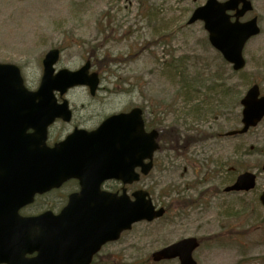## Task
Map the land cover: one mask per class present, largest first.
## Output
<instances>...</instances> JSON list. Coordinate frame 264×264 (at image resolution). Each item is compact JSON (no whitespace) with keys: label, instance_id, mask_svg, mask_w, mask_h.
<instances>
[{"label":"rangeland","instance_id":"1","mask_svg":"<svg viewBox=\"0 0 264 264\" xmlns=\"http://www.w3.org/2000/svg\"><path fill=\"white\" fill-rule=\"evenodd\" d=\"M207 1L0 0V63L19 66L30 90L39 87L46 54L60 49L57 70L78 71L90 60L101 78L94 98L86 87L65 96L83 127L96 129L136 105L166 136L154 171L134 189L152 190L168 217L135 225L95 264H154L153 253L186 238L201 242L198 264H264V121L226 137L241 127L248 88L258 84L264 95V0L255 3L261 34L246 44L240 72L210 45L203 23L188 24ZM72 130L59 124L53 139ZM188 138L196 142L184 149ZM245 170L257 173V189L225 194ZM59 199L42 198L26 212Z\"/></svg>","mask_w":264,"mask_h":264},{"label":"water","instance_id":"2","mask_svg":"<svg viewBox=\"0 0 264 264\" xmlns=\"http://www.w3.org/2000/svg\"><path fill=\"white\" fill-rule=\"evenodd\" d=\"M240 4L243 10L233 23L227 12ZM250 10L247 0L225 4L208 0L194 11L189 25L203 22L211 45L240 71L246 66V43L260 33L257 19L239 21ZM60 55L58 49L46 55L36 92L26 88L18 66L0 64V264H91L103 245L119 240L134 224L153 222L166 213L164 208L156 209L148 192H134V200L127 193L126 186L140 181L136 169L149 175L160 149L159 133H146L140 109L112 116L92 132L76 130L54 148L47 145L49 126L57 119H72L69 102L59 105L56 93L64 96L70 89L86 86L95 95L100 84L99 75L90 74V62L76 72H57ZM242 105L244 128L228 136L246 134L264 119V97L260 98L258 85L248 91ZM71 179L79 180L81 192L70 196L59 216L47 212L16 219L37 194L58 189ZM256 179L252 173L242 174L226 191L249 192L255 189ZM109 180L122 182V194L102 191ZM260 201L264 205V193ZM199 246L197 239H185L154 253L153 260L198 264L193 254ZM16 249L18 254L11 252ZM34 252L38 253L35 259L26 258Z\"/></svg>","mask_w":264,"mask_h":264},{"label":"flooded vegetation","instance_id":"3","mask_svg":"<svg viewBox=\"0 0 264 264\" xmlns=\"http://www.w3.org/2000/svg\"><path fill=\"white\" fill-rule=\"evenodd\" d=\"M219 3H222V4H225L227 2H230L231 0H217ZM250 5H251V10L250 11H247L243 16H240V19L239 21L241 23H247L249 21H252L253 19H257V24L260 28V34H261V27H260V23L261 22V17L255 15V10H256V5L255 3H258V1L260 0H248ZM243 7H244V4H240L239 7L236 9V10H230L227 12V15L231 17V22H235L237 20V14L238 12H241L243 10ZM259 34V35H260ZM94 98V97H93ZM59 102H62V99L59 98ZM71 105V103H70ZM136 107H139L142 109L143 111V119H144V123H145V130L146 132H151L154 128L152 127L150 121H148L147 119V116H146V113L145 112L146 110L143 109L142 107L140 106H132L127 112H130L132 111L133 109H135ZM71 108L73 109V106H71ZM75 113L76 111L73 109V117H72V120L71 122L69 123H66V122H63L62 120H57L51 127H50V130H49V134H48V146L49 147H54L55 144L59 143L62 141L61 140H54L53 139V130L56 126H58L59 124H63V125H66V126H70L72 127V131H74L75 129H86L85 127H83V123L82 122H77L76 119H75ZM121 113V112H119ZM119 113H116V114H119ZM146 181V179L144 180ZM104 189L106 190H109L111 192H117L119 191V184L117 182H114V181H110V182H107L104 186ZM79 192V183L78 181L76 180H71L69 181L68 183L64 184L60 189H55V190H52L44 195H38L36 198H35V207L37 205V202L39 200H41L42 198H47L48 196H60V199L58 201H54L53 205H51L50 207H48V205L50 204H47L46 206H41L38 210H35V212L33 213H27L26 212V209H22L19 211V215L22 217V216H40L46 212H50L52 213V215H55V216H58L64 209V207L67 205L68 203V200H69V197L75 193H78ZM113 244H109L107 245L106 247H110L112 246ZM105 247V248H106ZM28 258H33L35 257V254H32V255H27ZM97 258V257H96ZM95 258V259H96ZM95 262V261H94ZM93 262V263H94Z\"/></svg>","mask_w":264,"mask_h":264},{"label":"trees","instance_id":"4","mask_svg":"<svg viewBox=\"0 0 264 264\" xmlns=\"http://www.w3.org/2000/svg\"><path fill=\"white\" fill-rule=\"evenodd\" d=\"M112 63V62H111ZM110 65V64H109ZM108 65V66H109ZM198 79H202L201 77H199ZM202 82H206V81H203L202 80ZM194 86V85H193ZM174 135H171L170 137H169V139H171V140H173L174 139ZM176 139H177V141H179V137H175ZM161 140H162V142L164 143V140H166V136L165 135H161ZM167 141V140H166ZM194 142H196V140H193V139H191V138H188V139H186L185 140V142H184V145H183V148H186L187 146H190L191 144H193ZM152 192V191H151Z\"/></svg>","mask_w":264,"mask_h":264}]
</instances>
